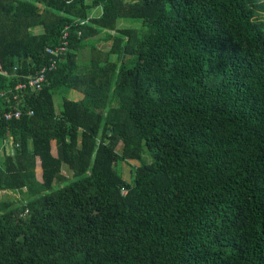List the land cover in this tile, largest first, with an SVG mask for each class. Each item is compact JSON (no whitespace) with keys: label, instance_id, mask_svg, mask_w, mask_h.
Instances as JSON below:
<instances>
[{"label":"trees","instance_id":"trees-1","mask_svg":"<svg viewBox=\"0 0 264 264\" xmlns=\"http://www.w3.org/2000/svg\"><path fill=\"white\" fill-rule=\"evenodd\" d=\"M0 192V264H264V0H0Z\"/></svg>","mask_w":264,"mask_h":264},{"label":"built area","instance_id":"built-area-1","mask_svg":"<svg viewBox=\"0 0 264 264\" xmlns=\"http://www.w3.org/2000/svg\"><path fill=\"white\" fill-rule=\"evenodd\" d=\"M91 16L85 20H77L76 22H81L82 25L87 24L90 20ZM69 30L68 27L63 35L62 42L57 47H51L48 46L45 50V55L48 57V62L44 64L35 74L28 75L24 78V81H21L16 86V91H33L37 92L44 84L47 82V75L49 72L53 70H57L59 66V62L62 58H64V55L69 51V45H70V36H69ZM81 35V32L79 33ZM2 96H6L5 92L1 93ZM15 99L17 100V103L19 104L22 98H19V95H15ZM15 105L9 109L4 114V118L7 121H12L14 119H20L22 117V112L20 109H18L19 105ZM30 116H33V112L29 114ZM125 194L126 192L123 191Z\"/></svg>","mask_w":264,"mask_h":264},{"label":"rangeland","instance_id":"rangeland-1","mask_svg":"<svg viewBox=\"0 0 264 264\" xmlns=\"http://www.w3.org/2000/svg\"><path fill=\"white\" fill-rule=\"evenodd\" d=\"M93 14H94V12H93ZM139 27H140V25L138 23L132 24V28H139ZM104 34H106V33H103V34L95 37L94 39L97 40V39L103 38V37H105ZM92 40H93V38H89V39H86L85 41L90 43ZM112 44H113L112 40L111 41H105V40L101 39L98 41L97 46L99 49H104V50L109 51L112 47ZM89 47L90 46H88V48H85L80 53V61L81 62H83L87 59H90L92 57L91 47L90 48ZM112 58L116 59V55H113ZM68 90L69 89H64L60 93L56 94L55 102H56V106H57L58 111H60V108H61L62 96H65L68 98H73L75 95H80V92L73 91V90H70L68 92ZM117 152L118 153L120 152V146L118 147ZM138 165H140L139 162L118 161L117 166H115V168L117 169V171L120 173V175L123 177L124 180L131 183L133 181V174H134L133 168H134V166H138ZM64 174L68 175L70 178H73V174L68 168L64 169ZM23 195L24 194H22L20 192H18V193L0 192V199L1 200L9 199V200H17L18 201L20 198H23Z\"/></svg>","mask_w":264,"mask_h":264},{"label":"crops","instance_id":"crops-1","mask_svg":"<svg viewBox=\"0 0 264 264\" xmlns=\"http://www.w3.org/2000/svg\"><path fill=\"white\" fill-rule=\"evenodd\" d=\"M69 92V91H68ZM75 96H77V98L79 99V100H81L82 98H83V94L82 93H80V95H75Z\"/></svg>","mask_w":264,"mask_h":264},{"label":"water","instance_id":"water-1","mask_svg":"<svg viewBox=\"0 0 264 264\" xmlns=\"http://www.w3.org/2000/svg\"><path fill=\"white\" fill-rule=\"evenodd\" d=\"M17 64H18V57L15 58V61H14V64L13 65L14 66H17Z\"/></svg>","mask_w":264,"mask_h":264}]
</instances>
